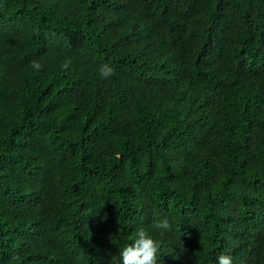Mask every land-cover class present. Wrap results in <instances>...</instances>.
Segmentation results:
<instances>
[{
    "label": "trees",
    "instance_id": "obj_1",
    "mask_svg": "<svg viewBox=\"0 0 264 264\" xmlns=\"http://www.w3.org/2000/svg\"><path fill=\"white\" fill-rule=\"evenodd\" d=\"M141 227L264 264V0H0V264H121Z\"/></svg>",
    "mask_w": 264,
    "mask_h": 264
},
{
    "label": "clouds",
    "instance_id": "obj_2",
    "mask_svg": "<svg viewBox=\"0 0 264 264\" xmlns=\"http://www.w3.org/2000/svg\"><path fill=\"white\" fill-rule=\"evenodd\" d=\"M70 64V60L66 61L62 66L63 69L67 70ZM30 66L37 72L43 69V65L38 60H33ZM99 74L102 79H108L115 72L109 65L104 64L100 67ZM154 227L162 231L170 230V224L167 219L157 221ZM134 236V242L119 252L121 264H158L159 243L152 239L143 227L138 228ZM217 264H233L232 257L221 254L217 257Z\"/></svg>",
    "mask_w": 264,
    "mask_h": 264
}]
</instances>
